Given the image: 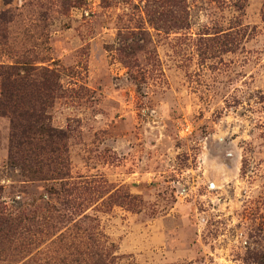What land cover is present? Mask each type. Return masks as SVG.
Masks as SVG:
<instances>
[{
	"label": "rangeland",
	"instance_id": "1",
	"mask_svg": "<svg viewBox=\"0 0 264 264\" xmlns=\"http://www.w3.org/2000/svg\"><path fill=\"white\" fill-rule=\"evenodd\" d=\"M43 203L105 264H264V0H0V216Z\"/></svg>",
	"mask_w": 264,
	"mask_h": 264
},
{
	"label": "trees",
	"instance_id": "2",
	"mask_svg": "<svg viewBox=\"0 0 264 264\" xmlns=\"http://www.w3.org/2000/svg\"><path fill=\"white\" fill-rule=\"evenodd\" d=\"M33 119L34 120L32 121L37 123L41 121L42 115H36ZM41 133L47 136V139L54 136V130L50 128H41ZM56 152H60V150H53L52 154H55ZM13 155L14 153L11 154L10 162L13 160ZM63 168L64 166L62 169ZM61 171L62 170H59L58 176L63 178ZM42 207L46 213L49 214L48 216L36 217L34 213H32L30 217L23 215V213L20 216H14L12 214L0 216V239L2 237L4 239H10L11 237L15 239V237H19V240H22L24 236L28 235H32V237H35V235L38 237H47L48 241H50L49 244L52 245L51 248L56 255V259L62 257L60 264H62L63 261H65V264H70L66 259L72 254L75 260H71V264L111 263V259H114V257L111 254L106 253V250L108 249V246L111 248L112 245L107 243L104 235L99 232H92L90 228L79 229L74 227V230L62 231L53 229L52 231V226L49 225L53 224L56 219L50 215L53 209L49 208V206H46L44 203ZM57 219H59V217H57ZM84 220L80 221L81 225L84 223ZM30 227H35V229L32 231ZM9 239L7 240L9 241ZM96 245H100L103 249ZM60 247H68L70 249L67 248L68 250L65 249V251L61 252ZM77 257H79V259H77Z\"/></svg>",
	"mask_w": 264,
	"mask_h": 264
}]
</instances>
